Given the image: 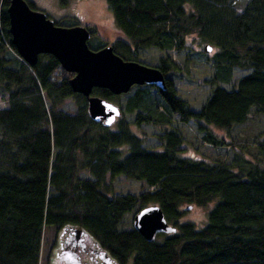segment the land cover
<instances>
[{
  "label": "trees",
  "instance_id": "16d2710c",
  "mask_svg": "<svg viewBox=\"0 0 264 264\" xmlns=\"http://www.w3.org/2000/svg\"><path fill=\"white\" fill-rule=\"evenodd\" d=\"M106 1L125 38L107 43L89 26V46L111 44L124 59L138 61L141 49L157 48L155 66L166 79L165 89L134 84L119 94L93 86L92 95L120 108L116 129L91 117L87 96L69 82L74 72L53 54L39 53L34 63L19 55L9 30L10 0H0V264H42L50 228L62 254H55L53 264H85L93 249L104 264H264L262 160L247 158L248 165L238 161L233 168L186 157L180 155L183 135L177 128L158 132L161 146L151 148L130 127L170 123L176 114L197 122L203 138L218 145L224 138L209 125L229 130L252 110L264 114V0H248L240 10L233 0ZM54 22L80 23L75 17ZM195 28L216 46L209 56L213 72L204 79L210 91L199 108L178 93L173 76V52L185 51ZM235 68L248 71L225 85ZM67 97L74 112L60 108ZM257 149L263 152L264 145ZM120 174L143 180L145 188L109 193ZM212 198L217 201L205 225L179 220L183 202ZM150 204L160 205L176 227L157 233L160 239L147 240L125 222L129 212Z\"/></svg>",
  "mask_w": 264,
  "mask_h": 264
},
{
  "label": "rangeland",
  "instance_id": "374dc122",
  "mask_svg": "<svg viewBox=\"0 0 264 264\" xmlns=\"http://www.w3.org/2000/svg\"><path fill=\"white\" fill-rule=\"evenodd\" d=\"M37 9L44 11L47 16L55 20H61L66 17H75L81 24H87L94 29L107 43H113L118 38H125L122 31L117 27L112 11L110 10L106 0H30ZM248 0H233L236 8L240 10ZM94 36H90L92 40ZM186 49L176 53L173 57L176 62L174 82L178 93L186 98L193 108H199L201 102L205 100L210 91V84L204 81L205 78L211 76L213 65L211 64L210 55L216 50V46L211 44L206 38H203L198 29L192 30L186 36ZM211 44L212 47L208 51H204L205 44ZM206 54L203 55L202 53ZM161 51L154 47L141 49L137 59L144 63L155 65ZM248 71L247 68H235L231 80L225 85L231 86L236 78ZM120 101L126 98L125 94H121ZM60 108L74 112L76 105L74 101L67 97ZM132 120V115H127ZM116 123L109 124L110 129H116ZM131 129L143 138V143L147 147L158 148L160 141L157 133L165 128H177L183 135L182 150L180 155L193 158H203L211 162H228L236 168L238 161H243L244 165H248L245 159L260 161L264 166V151L258 153L257 146L264 145V114L252 110L247 121L241 124H235L229 130L209 125L208 129L219 137H223L222 144H213L203 138V129L198 127L197 122L179 120L176 114L171 117V122L154 125L143 123L139 126L134 123L130 124ZM81 175H90L86 170L81 171ZM109 178V176H107ZM107 178V179H108ZM112 188L109 193H138L145 188L143 180L129 178L122 174L116 176L112 181ZM217 198H212L205 204H196L183 202L181 204L182 214L180 221H192L197 227H201L207 223L208 211L216 203ZM190 205V206H188ZM133 212H129L125 216L126 224H132ZM172 223L173 221H169ZM157 239L161 236L157 235ZM59 236L55 230L48 229L45 234V243L43 245L42 264H53V259L59 245Z\"/></svg>",
  "mask_w": 264,
  "mask_h": 264
},
{
  "label": "water",
  "instance_id": "95a60500",
  "mask_svg": "<svg viewBox=\"0 0 264 264\" xmlns=\"http://www.w3.org/2000/svg\"><path fill=\"white\" fill-rule=\"evenodd\" d=\"M7 11L11 41L19 55L34 63L39 53L53 54L63 68L74 72L69 82L74 91L87 96L88 110L94 119L102 118L110 124L120 114V108L110 100L92 95L93 86L106 87L115 94L127 92L134 84L166 88L165 75L157 66L124 59L111 44L91 48L90 31L84 24H57L44 11L31 7L27 0H10ZM204 49L210 50L211 45L205 44ZM132 225L147 240H153L159 232L176 229L158 204L136 211Z\"/></svg>",
  "mask_w": 264,
  "mask_h": 264
},
{
  "label": "flooded vegetation",
  "instance_id": "af4514ba",
  "mask_svg": "<svg viewBox=\"0 0 264 264\" xmlns=\"http://www.w3.org/2000/svg\"><path fill=\"white\" fill-rule=\"evenodd\" d=\"M54 20V19H53ZM84 25H86L87 27H89V25H87V24H84ZM90 34H91V32H90ZM91 36V35H90ZM60 243V242H59ZM60 245V244H59ZM58 245V248H57V251H56V253H57V255L60 257V256H62V254H61V251H60V249H59V246ZM93 251V255H92V259L90 258V259H87V262H85V264H104V260H105V257H103V255H102V253H100V252H97L96 250H92ZM58 257V258H59ZM57 261V260H56ZM56 264V263H55ZM68 264H71V263H68Z\"/></svg>",
  "mask_w": 264,
  "mask_h": 264
}]
</instances>
